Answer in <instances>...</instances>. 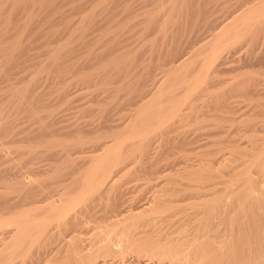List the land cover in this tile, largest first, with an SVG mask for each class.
Returning <instances> with one entry per match:
<instances>
[{"label": "bare ground", "instance_id": "obj_1", "mask_svg": "<svg viewBox=\"0 0 264 264\" xmlns=\"http://www.w3.org/2000/svg\"><path fill=\"white\" fill-rule=\"evenodd\" d=\"M62 1L63 0H0V79L4 76L11 78L8 71L13 64L19 62V56L26 48V40H30L31 34L37 33L38 35H43V39L47 35L52 37L50 40H44L42 45H40L45 49L44 55H47L45 59H47L48 62H43L41 60L38 62L35 61L38 63V66L37 69L34 70L30 68L32 70L29 74L30 79L27 81L24 80L25 82H23L21 86H18L19 84L16 82L6 83L4 88L7 89L9 93L0 97V136L4 134L5 136H9L8 134H11V132L13 133L14 130L12 128L16 121L15 119L23 113L37 124L36 127L33 126L35 127L33 130L30 132L27 131L29 134L27 133L24 138H22V135V137L17 139L14 137L15 133L11 134V140L8 142L11 141L12 144H15H13L10 149L5 146V141H0V158H4H2V160L0 159V165L3 166L4 163L2 161L6 163L11 159L8 154L11 153L10 151H12V148H14L15 154L20 156L18 159L19 166L15 163L18 168L15 167L14 169L12 165L11 167L7 165L8 163L3 166V168H1L2 166L0 167V264H12L13 260H20L18 262L16 261V264H36L37 261L34 259L35 256H32L31 249L33 250L34 246L37 247L36 249H41L49 243L55 244H53L52 248V257L55 256L57 259L56 256H58V253H64L65 256H69L59 264H105L102 261H94L97 256L116 259L122 264L130 262H132V264H177L178 262L179 264L180 261L181 263L185 261L182 264H186V262L189 264H251L252 262L249 260L250 256L249 258L245 257V262H242L243 258L242 260L231 259L232 261L220 258L219 254H216L215 251L221 246L214 245L217 241L215 238L216 241H210L212 238L210 234L212 233L209 234V237L206 236L207 234H204L205 237L201 236V238L204 237V242H202L203 240L198 242L197 238L191 239L190 245L185 244V241L175 244L176 240L172 243L170 239L169 241L165 239V242H163V239H160L158 236L160 235L159 233L154 236H150L147 233L148 230H156L154 228L156 227L155 225H157V220H154V218L156 219V216H153L154 214L159 213L161 216V213H163L162 211L165 212L168 210L169 212V210L177 206L175 202L186 198H192L194 199L193 204L196 203L195 208L197 206L198 210L195 209L194 214L191 216V219L194 221L202 219L199 217L202 210L206 211L205 215H207V220H210L208 219L209 216L211 217L214 215L216 217L218 214H224L226 212V207H228V209L233 207L234 209V206L240 205L239 202L243 195L240 190L244 185L240 183L244 182L247 184V179H243L238 186L235 184L234 187H231L232 179L229 181L228 178V181H224L222 178L218 177L220 181L215 178L219 175L214 176V178L220 182L216 180L214 182V178L212 179L213 175L210 174L211 171L209 172L207 169L209 168L206 166L207 164L201 169L204 173L202 171H191L187 168V170L181 171V175L180 173L178 174V177H183L186 180V182H184V184L186 183L185 187L183 184H180L181 186L183 185L182 187L184 188H165L163 187V183H154L153 186L157 187L155 193L151 199H146L147 201L140 204V210L136 209L138 207L134 208L139 210L137 213L133 212L132 209L127 212L124 208L123 200L121 199L122 183L118 181L120 177H117V174L122 172V174L136 175L138 177L142 176L144 179L146 175L148 176L154 172L155 169L153 170L151 167L154 162L153 159L155 160V158L152 159V157H150L151 154L149 149L153 148L152 151H156V148L159 149L163 147L164 143L170 138L166 136L165 131L171 127L175 121L180 122L182 119L185 121L184 118H188L189 113L187 114L185 111H183L185 113L181 112V105H183L186 100H189L190 96L192 97V94L196 91L203 93L208 92V94L211 92L213 98H215L214 95L220 98L221 100L219 99L220 101L214 104V108H222L225 110L228 114L226 120L231 122V124H234L235 121V118L231 115V104L233 101L227 102L228 99L233 98L235 95H245L249 96V98L264 97V81L262 78H258L259 76H247L241 80H239V78L236 79L238 76H245L247 74L245 69L247 68H253V70H255V66L258 70L260 69L261 74H264V0H235L236 4H233H238L237 7H235V5L229 6L228 3L223 0L222 2L218 0L217 2L219 3H217L216 0H166L168 3V6L166 5L167 8L169 5L171 6V9L169 7V10H167L170 11L169 14L159 17L156 13H152L153 11H146V13L143 12L146 15L143 14L145 18H143L144 16H140L143 22H134L135 24H131L129 21L122 22L120 18H116V13L93 12L95 9L96 12H98V8L100 7L102 9H107L111 3L119 5L120 2L123 10H129L131 5L129 4L130 1L125 3L123 0V3L119 0H74L80 2V8H82L87 1H90L91 12L84 13L82 11L84 14L82 13L78 19L70 17L71 15L69 13L68 15L63 12L59 13L65 2ZM154 2L156 3V0H154ZM65 3L69 4L68 1ZM187 3H190L189 6ZM149 5L152 6V4ZM184 6H187L189 9ZM114 9L116 8L114 7ZM240 9V13H235ZM184 11L189 14L186 15L187 13L185 12V18L182 19L181 16ZM133 15L137 18V14H132L131 17H133ZM127 19H130V16ZM141 22L140 28L145 22L144 27H142L144 29H138L141 33L157 26L163 34L161 41L160 38L159 40L152 38L153 40L150 41L151 44L148 43L150 44L149 49H147L148 47L146 46L148 62L143 63L140 68L138 66L137 69L132 64L136 61V57L138 56V51L136 50H138L140 46H138V49L135 48V51H132L134 50L132 47H130L132 50L128 48L124 49L126 44L123 47L121 46L124 42V40L121 41V38H123L124 35L121 37L119 34L126 30V28L129 29L130 25L140 24ZM138 39L139 38H137V40ZM140 42L141 41L137 43L140 45ZM75 43L83 44V47L85 46V49L82 47L84 49L83 51H81V49L79 50V52L81 51L80 53H83L82 57L79 59H82V62L86 63L85 66L89 64L92 59H95V64L97 62L98 65V71L95 70V68H92L94 71L89 70L90 67L87 69L89 65H87V68H84L85 70H89V72L77 67L79 66V60L75 61L76 59L74 56L76 55L73 57L71 55L75 51H72ZM141 47L143 50V45H141ZM194 50L196 51L194 56L202 55V57L201 59L199 58L198 67L193 70L192 66H183V64L189 58V54L194 52ZM76 54H79L78 51ZM78 57L79 56H77V58ZM73 58L75 60H73ZM82 62L80 60V64H82ZM48 63L52 66L50 69L57 72L56 76H58V78L60 77L58 74H63L70 69L75 70L76 72L74 71V75L77 77V80L82 84L88 85V89L90 85H95L96 87L93 86L95 89L97 85H100V87L98 86L101 88L100 90L104 89L107 91L112 82L111 80L109 81L112 76L115 74L124 76L123 79L128 80L125 85L128 88L131 87V91H133V93L130 91V94H133H131L132 96L126 97L127 95H125V99L123 98L124 100L127 99L123 103V106L129 110L128 115H125L128 119L127 122L125 124L111 125L109 123L110 115L108 110L105 106H102L101 108L99 107L98 110L100 119L96 123V126L93 125L94 127H90V131H85L86 129L84 130L83 124V126H79L78 123L75 122L77 125H75L74 128L71 126L72 129L70 132H66L67 134L57 132L58 129L55 127L53 128L51 124V121L55 119L53 118V112L48 110L44 114L41 113V109L45 108L47 105L46 103L45 105L41 103L44 100L42 97H45L48 92H45L46 89H44V92L38 95L32 93V87L40 80V73L45 71ZM93 64H91V66H93ZM132 66L134 68H132ZM82 67H84V65ZM17 68L19 69V67ZM50 69L49 71L52 72ZM130 69H133L135 76ZM125 70H127V72ZM98 73L103 74H100L103 78L101 82L99 79L98 82L100 83L96 81L98 76L96 79L94 77L96 76L94 74L98 75ZM227 74L229 76H223ZM63 76H61V79H64L65 76ZM129 76L131 78H129ZM156 76H159V78ZM96 82L98 83L97 85ZM110 88H112V86ZM120 88L121 86L117 87V90ZM95 89L91 88L88 92L91 94ZM180 89L185 93L182 95L178 94ZM218 91H220V93ZM63 93L62 91L57 94L62 97ZM89 101L95 102L92 99ZM192 105H188L190 110L193 107ZM47 106H49V104ZM88 110L90 109H87V111ZM85 112L86 110L82 111V113ZM204 116L205 115H203V117ZM260 116H264V112L263 115L261 113ZM219 117L222 116L220 115ZM237 117L239 116L237 115ZM261 118L262 122L259 121L260 126L262 123L264 127V117ZM212 121L213 119L211 117V122ZM91 124H93V122ZM243 124H245V121H243ZM247 124L248 123H246V125ZM156 130L158 131L157 133ZM172 132H174V130H172ZM262 132L264 131L262 130ZM241 136L244 137V135ZM233 146L231 148H233ZM236 147L237 146H234V148ZM262 148L264 147L262 146ZM160 149L162 150L163 148ZM236 150H238V148ZM233 152H235V149L231 152L234 155ZM156 155L158 154L156 153ZM37 156L41 157L44 162H46L44 168L33 166L36 164H33L32 160L34 158L36 159ZM254 161L256 162V160ZM133 163L134 165H131ZM245 172L239 173L236 178L247 176ZM28 175H30V177H28ZM149 180L151 181V179ZM236 182L238 183V181ZM55 183L62 187V191H58L59 194L57 193L59 196L54 199L51 198V200H49V198L47 202L44 200L46 202L44 204H36L41 194L46 195L49 192L51 193V189L55 187L53 185ZM220 183H223L225 186L222 184L223 186L220 187L218 185ZM169 184H171V182H169ZM177 185L179 186V184ZM217 185L221 189L224 187L225 190H227L226 195L229 194L231 197L228 203L226 201L220 204L217 199L214 201L213 195V201L206 199V196L209 197L208 191L212 190L211 192L214 194L213 192L215 191H213V188L215 187L217 190ZM247 187L248 185L246 188ZM8 189H13V195L10 196V191H8ZM14 192L16 193L14 194ZM216 193H218V190ZM39 194L40 196H38ZM226 195L224 197H226ZM176 196H178V199ZM219 196L217 198H219ZM43 197L47 198L46 196ZM100 200L103 201V203ZM98 201L106 207V213L109 212L111 213L110 215L95 214L96 211L94 210L93 204ZM77 204H80V207L76 209L74 207L75 205L77 207ZM81 204L85 206L82 205L81 207ZM220 211L223 212L217 213ZM227 212L229 213V210ZM170 214H172V212L168 213V215H162L164 216V222H167V219L173 215L170 216ZM168 221L170 222V219ZM90 222L91 224L95 223V225L90 226ZM206 222L207 224H205ZM205 223L206 226L204 229L201 227L202 231L205 230L204 233L207 232L206 228L208 227V221L205 220ZM200 224L198 223L197 225ZM186 226L187 225H185V227ZM90 228L95 229L94 237L90 240L91 242L85 243L83 242L84 239L78 236V234L84 230L87 232ZM182 228L184 229V227ZM180 231L178 232H183L182 229ZM209 231L212 232L211 229H209ZM161 240L163 243H161ZM217 243L219 242L217 241ZM261 244H263V242ZM66 253L68 254L66 255ZM262 253L263 254L259 257L257 256V258L254 256L256 258L254 260L255 262L257 260L263 262L264 252L262 251ZM59 257L60 255L58 258ZM47 262L46 260L45 263ZM37 264L39 263L37 262Z\"/></svg>", "mask_w": 264, "mask_h": 264}, {"label": "rangeland", "instance_id": "obj_2", "mask_svg": "<svg viewBox=\"0 0 264 264\" xmlns=\"http://www.w3.org/2000/svg\"><path fill=\"white\" fill-rule=\"evenodd\" d=\"M63 1H65V2L68 1L69 4H67V3L64 2L63 3L64 4L63 5V8L60 9L61 11H59V13H62L63 12L64 14L66 13L67 15L69 13L71 15L70 17H72L74 19H78L79 16L83 12L84 13L91 12V9H90V1H87L82 6V8H80V6H79V3L80 2H77V1H80V0H77V1H74V0H70V1L69 0H63ZM119 1H122L123 2V0H119ZM165 1L166 0H158V1L156 0V3L158 2L156 4L154 2V0L153 1L152 0H137V1L136 0L135 1L134 0H124L125 3L129 2V4H131L129 10H123L122 5H121V2H120L119 5H114V4L111 3L108 6V8H110V9H108V8L107 9H102L100 7L101 9L98 8V10H99L98 12H96V9L93 12L94 13H116V18H120L122 20V22L123 21L124 22L125 21H129L131 24H135L138 21L139 22L140 21L143 22V19H140L141 18L140 16H144L145 15L144 13H146V11L147 12H152L153 11L152 13H156L159 17H162L164 15L169 14L170 11H167V10H169V7L171 9V6L169 5V7L167 8L168 3H167V1L166 2ZM217 1L218 0H216V2ZM223 1H226V3H228L229 6L236 4V1L235 0H223ZM220 2H222V0H220ZM73 3H75L76 5L73 4ZM217 3H219V2H217ZM233 3H235V4H233ZM149 4H152V6L149 5ZM189 4H188V6H189ZM113 6L116 9H114ZM237 6H238V4L235 5V7H237ZM111 8H112V10H111ZM185 8H187V6ZM63 9H64V11H63ZM187 9H189V8H187ZM241 9L238 10V11H236L235 13H237V12L240 13L241 12ZM86 11H88V12H86ZM185 12L186 11H184L182 13V16H181L182 19L185 18L184 16H185L186 13H187L186 15L189 14L188 12H186V13ZM131 13L132 14H137L136 15L137 18H135L134 15H133L134 18L131 17V15H132ZM138 14H140V15H138ZM174 14H176V13H174ZM129 16H130V19H127V18H129ZM145 16L143 18H145ZM132 18L134 19V21H133ZM144 21H145V19H144ZM142 22L140 24L137 23L136 24L137 26L136 25H132V26L130 25L129 29L126 28V30H124L123 32H121L119 34L121 37L124 35L123 38H121L122 39L121 41L124 40V42L122 44L120 43L122 47L126 44L124 49H127L128 48V49L132 50V48H134V50H132V51H135L136 50L135 48L138 49V46H140V48L138 50H136V51H138V53H137L138 56L136 57V61L132 64L137 69H138V66L140 68L143 63H147L148 62V59H147L148 58L147 49H149V47H150L149 46L151 44L150 41H152L153 39H158L159 40V38H160V41H161L162 34H163V32H161L160 31V28L157 27V26H154L155 28L152 27L151 30H148L149 32L147 30H145V32L147 34L145 32H144L145 34L144 33H141L140 31H138V29L139 30L144 29L142 27H144L145 22L143 23L144 25H142V27L140 28ZM142 34H144V35H142ZM37 35H38L37 33L36 34H31L30 35V40H28V41L26 40V48L24 49V51L19 56L20 57L19 58V62L20 63L17 62V63H15V64H13L11 66V69L10 70L13 73L10 70H9L10 73L8 71V74H9V76L11 78H8V77L4 76L3 78L0 79V89H1L0 90V92H1L0 93V97H3V96H5V94L7 95L9 93L8 90L4 88L5 85H6V83L16 82V83L19 84L18 86H21L23 84V82H25L24 80L27 81L28 79H30L29 78L30 77L29 74L31 73L32 70L37 69V66H38L37 65L38 63H36L35 61L38 62L39 60H41L43 62H45V61L48 62V60L45 59V58H47L46 57L47 55L46 56L44 55L45 54V49H44V47H42L40 45H42V43H43L44 40L45 41L46 40H50V39H52V37L47 35L46 36L47 38L45 37L43 39V37H44L43 35H40L39 34L40 35V36L38 35L39 37ZM125 36H128V37H125ZM137 38H139L140 40L139 39L137 40ZM131 40H132V42H131ZM139 41H141L140 42V45H139V43H137ZM148 43H150V44H148ZM76 44H79V43H75V45ZM144 44H146V45H144ZM75 45H74V49L72 51L75 50L76 52L74 51L71 55H72V57L74 55H76V56H74V58L76 60L74 58H73V60H75V61H78L79 60V62H78V65L79 66H77V67L80 68V69H83L86 72H89V70H93L94 68H95V70H97L98 65H97V62L95 64V61H96L95 59H92V61H91L92 63L89 62V64H87V65H89L88 68H87V65L85 66L86 63L85 62L83 63L82 62V59H79L83 55V53H80V52L85 49V46L83 47V44H79L77 46H75ZM141 45H143V47H144V49L146 51L144 49L143 50L141 49L142 48ZM78 46H80V47H78ZM146 46L148 47L147 49H146ZM130 47H132V48H130ZM80 49H81V51L79 52ZM77 51L79 53L78 55L76 54ZM195 52L196 51L194 50V52H192V53L189 54L190 55L189 56L190 59L188 58L186 60V62L183 64V66H192V69L193 70L198 67V65H199L198 62L200 61L202 55L194 56ZM77 56H79V57L77 58ZM195 57H196V59H195ZM80 60H81L82 64L84 65V67H82L83 65L80 64ZM143 60H145V61H143ZM188 60H190V61H188ZM93 62H94L95 65L93 64ZM90 63L93 64L94 67L91 66ZM17 67H19V69ZM50 67L52 68V66H50V64L48 63V66L45 68V71H43L42 73H40V80L32 87L33 88L32 89V93H35L36 95H38L39 93H43L44 92V89H46L45 92L46 91L48 92L45 97L44 96L42 97L44 100L42 99L43 101L41 103H43L44 105H45V103L47 105L49 104V106L46 105V107L43 108L45 110L41 109L42 110L41 113L44 114L48 110H51L53 112V115H54L53 118H55V119L51 121V124H52V127L53 128L55 127L56 129H58L57 132H59V133H66L67 132L68 133V132L71 131L72 127L74 128V126L77 125V123H78L79 126H83L84 125V130L86 129L85 131H90V129L92 127L96 126V123L100 119L99 118L100 115H99L98 110H99V107L101 108L102 106H105V108L108 110V113L110 115V117H109L110 118L109 123L111 125H114V124L115 125L125 124L127 122L128 119L126 118V116L128 115L129 110L126 107L123 106V103L127 100V99L124 100L125 99V95H127L126 97L132 96L133 95L132 94L133 91H131L132 90L131 87L128 88L125 85V83L127 84V81L128 80L123 79L124 76H118L119 74L118 75L115 74L114 76H112L109 79V81L111 80L112 82L110 83L109 89L106 91L104 89L103 90H100L101 89V88H99L100 85H97L98 83H100L102 81L101 79H103L102 78V75L103 74L102 73H98V75L97 74H94V75H96V76H94L95 79L98 76L96 81L98 82L99 79H100V82H98V83L96 82V85H97V88L96 89L93 88V86H95V85H90L89 86V89H88V85L82 84V83H80L77 80V77L74 75V73L76 72L75 70L70 69L67 72H65L66 74L65 73L58 74V75H60V77L58 78V76H56L57 75L56 74L57 72L52 71L50 69ZM89 67H90V69H89ZM134 67L132 66V68H134ZM84 68H87L89 70H87V69L85 70ZM49 69L52 72H50ZM250 69L252 70V72H251ZM254 69L255 70H253V68H247V69H245L247 71V74L245 76L244 75L243 76H238L236 79L239 78V80H241V79H244L247 76L248 77H250V76L251 77H258L259 76L258 78H262V80L264 81V74H261L260 69L258 70V68L256 66H255ZM71 70H73V71H71ZM131 70L133 71V69H130V71ZM125 71L127 72V70H125ZM126 72H125V74H126ZM134 73L135 72L133 71V74ZM255 73H256V75H255ZM100 74H102V75H100ZM41 75H43V76H41ZM260 75L261 76L263 75V76L261 77ZM61 76L64 77L65 81H64V79H61ZM134 76H135V74H134ZM223 76H226L227 77L229 75L227 74V75H223ZM73 77H75V78H73ZM156 77L159 78V76H156ZM129 78H131V77L129 76ZM73 80H75V81H73ZM78 82H79V84H78ZM74 84H75V86H74ZM111 86H112V88H110ZM119 86H121V88L117 90V87H119ZM91 88L92 89H95V91L92 92L93 95H92V93L90 94L88 92V91L91 90ZM62 91L64 93L62 94L63 96L61 97V95L59 96V94H57V93L62 92ZM130 91L132 92L131 93L132 95L130 94ZM196 92L194 94H192V97L190 96V99L189 100H186L184 102V104L181 105V109H182L181 112L185 111L187 114L189 113L188 118H184L185 121L183 119L180 120V122L179 121H175L174 124L165 131L166 136H168L170 138H168V141H166L164 143L163 147H160V148H163V149L162 150L160 148L158 149V148H156L157 146L154 147V148H156V151L155 150L152 151L153 148L149 149V152L151 154L150 157H152V159L155 158V160L153 159L154 162H153L152 167H151L153 170L155 169L154 172L152 174L148 175V176L146 175V177L144 179H143L142 176H141L142 177L141 178V177H138L136 175L122 174V172H119L117 174V177H120V179L118 178V181H120L122 183V187H121L122 188L121 199L123 200V206L127 210V212H128V210H131V209H132L133 212H137V211L139 212V210H140L139 209L140 204H142L145 201L151 199L152 196H153V194L155 193V190L157 189V187L156 186L154 187L153 185L156 182L163 183V187H165V188L166 187H174L176 189V188H179V187L181 188L183 185L185 187V184H186V183L184 184V182H186L185 178L178 177V174L180 173V175H181V171L187 170V168L190 169L191 171H197V172L200 171L201 172L202 171L201 169H203V167H205L204 165L207 164L206 166L209 167L207 169L209 170V172L211 171L210 174L213 175L212 176V179L214 178V176H217V175H219V176H217L215 178L216 179H219V180H220V178H222V180H224V181H228V178H229V181L232 179L231 180L232 185H230L231 187H234L235 184L238 186V184L243 179L244 180L247 179L246 180L247 181V184L244 183V182L243 183L242 182L240 183V184H242V185L245 186V187L244 186L241 187L242 189L240 190V191H242V194H243L241 196V200L239 202L240 205L234 206V209H233V207H230L229 209H228V207H226V210H225L226 212L224 214L221 213L223 211L217 212V213H221V215L218 214V216H216V217L214 215L211 216V217L209 216L208 219H210L212 221L207 220V215H205L206 214L205 213L206 211H204V210H202L203 212L201 211L200 212L201 214H199V217L202 218V219H200V220L198 219L196 221L192 220L191 219V216L194 214L195 209L196 210H198V209H197V206L195 208V204L196 203L193 204L194 199H192V198H186V199L177 201L178 203L175 202V204L177 206L174 207L172 210H169V212H168V210L165 211V212L162 211L163 213L160 212L161 213V216H160L159 213H156L157 215L154 214L153 216L154 217L156 216V219L154 218V220H157L156 221V224L157 225H155V226L159 229V231H158V229L155 226H153V227H155L154 229H156V230H154V231H152V230L149 231L148 230L147 233L150 236H154L157 233H159L160 235H158V236H159L160 239H163V242H165L164 241L165 239H168V241L170 239V242L172 241V243H174L175 240H176V242L178 241L177 243L175 242V244H178V243L184 242V241H185V244H189V243H191L190 242L191 239H194V238H197L198 242H201L202 240H203L202 242H204L205 235L207 234L206 236L209 237V234L212 233V234H210V237L212 236V238L210 239V241L213 240V242H214V240L216 239L219 243H217V241L215 240L216 241L215 242L216 244L214 243V245L221 246L218 250L215 251L216 254L217 253L219 254V257L220 258L225 259V260H229V261L231 259H233V260H239V259L242 260V258H243L244 261L242 260V262H245V259L246 258H249V256H250V259L249 260L252 262L251 264H258V263L259 264H261V263L264 264V260H263V262L262 261L259 262L257 260L258 261V262L256 261L257 263L254 261L257 258V256L259 257L260 255L263 254L262 251L264 252V248H263L264 247V245H263L264 244V202H263L264 201V181H263L264 180V167H263L264 166V148H262V146L264 147V132H262V130L264 131V127H263L262 123H261V126H260V122H259L262 119L261 117H264V116H260V114L262 113V115H263V112H264V110H263V108H264V97H251V98H249V96H245V95H243V96L235 95V96H233V98L228 99L227 102H229L231 100L233 101L232 104H231L232 105V113H231V115L235 118V121H234V124H231V122H229L228 120H226V118H227L226 116H228V114H227V112L225 110H223L222 108L221 109L214 108V104L216 102H219L221 100L220 98H217V96H215V95H214L215 98H213L211 92L209 94H208V92H204V93L203 92H197V94H196ZM218 92L220 93V91H218ZM80 93H82V94H80ZM183 93H185V92H183V90H181V89L178 91V94H180V95H182ZM193 96H194V99H193ZM204 96H206L207 98L204 97ZM253 98H255V99H253ZM257 98L258 99L260 98V99L258 100ZM91 99L94 100L95 102L89 101ZM251 100H254V101H251ZM101 103H103V104H101ZM188 105H192L193 106L191 110H190V108H189ZM77 106H79V107H77ZM185 107L187 109L188 108L189 109L187 110ZM79 108H80V110H79ZM84 108H87V109H90V110L87 111V109H84ZM83 110L84 111L86 110V112L85 113H82ZM201 110H204V111H201ZM78 111H80V112H78ZM185 112H183V113H185ZM220 112H222V113H220ZM203 115H205V116L203 117ZM220 115L222 117H219ZM237 115L239 117H237ZM211 117H212V119H213L214 122L213 121L211 122ZM217 117H219V118H217ZM15 120L16 121L14 122V125H13V128L12 129L14 130L13 133L16 134V135L14 134V137H16L17 139L20 138V137H22V135H23L22 138H24L27 135V133L30 132L31 130H33L36 127V125H37L35 123V121L34 120H31L30 118H28L25 113L19 115L17 117V119H15ZM243 121H245V124H243ZM75 122H77V123H75ZM92 122H93V124H91ZM227 122H228V124H227ZM252 122H253V124H252ZM246 123H248V124L246 125ZM231 125H232V127H231ZM33 126H35V127H33ZM207 126H210V127H207ZM244 127L246 129L247 128L248 129L246 130ZM176 128H178V129H176ZM21 129H22V132H21ZM172 130H174V132H172ZM157 132L158 131L156 130V133ZM13 133L11 132V134H13ZM23 133H26V134H23ZM207 133H209V134H207ZM11 134H8L9 136H5V134L0 136L1 137L0 138V141H5V143L7 144V145L5 144V146H7L9 149L13 146V144H15V143L12 144L11 141L8 142L9 140H11V137H10ZM241 135H244V137L241 136ZM233 139H234V141H233ZM233 143H235V144H233ZM233 145L234 146H237V147L234 148ZM232 146H233V148H231ZM237 148H238V150H236ZM233 149H235V152H233L234 155L231 153L233 151ZM11 150L13 151V152L10 151L11 152L10 153L11 155L8 154V156L11 157V159H10L11 161L8 160V162H6V163L4 161H2V162L4 163L3 166H5L8 163L7 165H9L10 167L12 165V168L15 169V167L19 166L18 159H19L20 156L15 154L14 148H12ZM156 153L158 155H156ZM154 155H155V157H154ZM16 157H18V158H16ZM250 157H252V158H250ZM2 158H0V159L2 160ZM12 158H14V159H12ZM234 158L236 159V161H235ZM41 159L42 158L41 157H38V156L36 157V159L34 158L32 161H33V164L35 163L36 165H33V166L34 167H40V168L43 167L44 168L46 166L45 165L46 162H44V160L43 159L41 160ZM1 160H0V163H1ZM160 160H161V162H160ZM254 160H256V162ZM15 163H16V165L17 164L18 165L16 166ZM259 163H260V165H259ZM37 164H38V166H37ZM156 164H157V167H156ZM163 164H164V166L166 168L163 166ZM13 165H14V167H13ZM131 165H134V163L131 164ZM227 165H229L230 167L227 166ZM1 166L2 165H0V167ZM3 166L1 168H3ZM200 167H202V168H200ZM195 169H197V170H195ZM204 169H206V168H204ZM245 170H246V172H245ZM157 171H158V173H157ZM205 171H207V170H205ZM235 172H237V173H235ZM241 172H245L248 177L247 176H243V177L236 178V176L239 173H241ZM123 175H124V177H123ZM169 175H171L172 177L169 176ZM125 176L130 181L127 180L125 178ZM28 177H30V175H28ZM218 177H220V178H218ZM215 178L213 179L214 182L216 180ZM149 179H151V181ZM171 179H173L175 182L173 180H171ZM234 179H236V180H234ZM166 181H168V182H166ZM236 181H238V183ZM150 182H152V183H150ZM169 182H171V184H169ZM55 184H53L55 187H53L51 189V193H53V194H51L49 192L46 195L41 194V197H38V196H40V194H39L37 197L39 198L40 201L36 197V199L38 200L36 204H38V203H39L38 205H41L40 203L44 204V203H46L48 201L49 198H50L49 200H51V198L54 199L57 196H59L58 194H59L60 191H62V187H61V185H57V184L55 185ZM167 184H169V185H167ZM177 184H179V186ZM180 184H183V185L181 186ZM220 184H218L220 187L224 185L223 183H220ZM247 185H248V187H247L248 189L246 188ZM219 186H218V189H217L219 194L216 193L217 190L215 189V187H216V185H215V187L213 186L214 187L213 188L214 189L213 191H215V192H213L214 194H212V192H211L212 190L211 191H208L209 192V195H208L209 197L206 196V199H208V200L210 199V201H213V196H214V201L217 199V200H219L218 202L220 204H223L226 201L228 203L230 201V198H231L230 195L229 194L226 195V191L227 190H225L224 187L221 189ZM184 187H182V188H184ZM53 189H54V191H53ZM12 190L8 189V191H10V196L13 195ZM15 193L16 192H14V194ZM224 194L226 195V197H224L225 196ZM240 194H241V192H240ZM43 196H46L47 198H44ZM218 196H219V198H217ZM262 196H263V198H262ZM176 197L178 199V196H176ZM220 198H221V200H220ZM100 201H98L95 204H93L94 205V210L96 211L95 214L96 215H103V214L110 215L111 213H109V212L106 213V209H105L106 207H104L103 204H102L103 201H101L102 203ZM82 205L85 206L84 204H81V207H82ZM79 207H80V204L77 207L75 205L74 208L77 209ZM135 207H138L136 209H139V210L134 209ZM227 209L229 210V213L227 212L228 211ZM230 209H231V212H230ZM167 212L168 213H171L172 212V214H173V215L170 214V216L172 215L169 218L170 219V222L168 221L169 219H167V222L166 221L164 222V216H162V215H168ZM204 215H205L206 218L204 217ZM215 215H216V213H215ZM187 217H188V219H187ZM203 217H204V219H203ZM160 218H161V220H160ZM205 220L208 221V227L206 228L207 232L204 233L205 230L202 231L201 230V227H203V229H204V227L206 226L205 224H207V222L205 223ZM191 221H193V222H191ZM199 221L200 222L202 221L201 224H200ZM193 223H195L196 225L193 224ZM198 223L200 225H197ZM89 225L90 226H94L95 223L91 224V222H90ZM185 225H187L186 226L187 228L185 227ZM201 225H204V226H201ZM182 227H184L185 230ZM181 229H182L183 232L182 233H179L178 231H180ZM209 229H211L212 232L209 231ZM89 230H90V232H89ZM89 230L87 232H86V230L81 231V233L79 232V234H78V236H80V237H82L84 239L83 242H85V243L91 242L90 240H92V238L94 237V230L95 229L94 228H90ZM69 231H70V229H69ZM201 236H204V237L201 238ZM176 238H178V239H176ZM181 238H182V240H181ZM205 240H207V239H205ZM231 240H232V242H231ZM163 242L161 240V243H163ZM262 242H263V244H261ZM209 243H211V242H209ZM53 244L54 243H49L45 247H43L41 249H36L37 247L34 246L33 247V250L31 249V254H32L33 257L35 256L34 257V259H36L35 261H37L39 264H51V263L52 264H57V262L59 264L65 258H68L69 257V256H65L64 253H58V256L60 255V257L58 258V256H56L57 259L55 258V256L52 257V255H53L52 254ZM50 247H51V252H50ZM242 247H243V249H242ZM227 248H228V250H227ZM262 248H263V250H262ZM221 250H223V251H221ZM37 252H38V254H37ZM36 254H37L38 257L36 256ZM67 254L68 253H66V255ZM52 258H54V259H52ZM96 259L94 261H102L105 264H122L118 260L111 259V258H108V257H104L103 258L102 256H97ZM46 260L49 263L48 262L45 263ZM16 261L17 260H13L12 261V264H14ZM18 261H20V260H18ZM37 262H36V264H37ZM183 262H185V261H183ZM180 263H181V261L179 262V264ZM124 264H132V262H130V263H124ZM133 264H135V263H133ZM177 264H178V262H177ZM186 264H189V263L186 262Z\"/></svg>", "mask_w": 264, "mask_h": 264}]
</instances>
